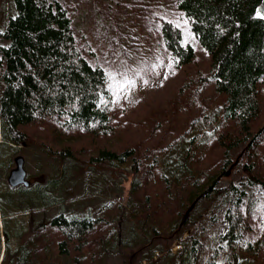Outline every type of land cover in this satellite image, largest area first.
Here are the masks:
<instances>
[{
    "label": "trees",
    "instance_id": "trees-1",
    "mask_svg": "<svg viewBox=\"0 0 264 264\" xmlns=\"http://www.w3.org/2000/svg\"><path fill=\"white\" fill-rule=\"evenodd\" d=\"M172 2L210 60L202 85L185 89L213 86L221 107L145 150L103 148L85 163L65 144L54 154L62 161L55 174L12 187L15 159L6 164L5 150L34 144L28 130L40 122L109 139L120 134L116 126L130 127L131 116L116 119L112 80L86 55L65 0H11L0 27V169L8 187L0 204L8 239L7 209L31 214L34 226L3 264H105L113 256L127 264H155L159 256L170 264H264V125L256 128L264 114L263 0ZM160 31L173 69L191 65L196 48L182 26L162 19ZM233 124L229 136L226 126ZM212 143L224 150L217 171L202 167ZM106 165L108 173L100 169ZM128 183L125 202L113 196H124ZM120 222L131 233L121 237ZM176 241L181 248L174 253Z\"/></svg>",
    "mask_w": 264,
    "mask_h": 264
},
{
    "label": "rangeland",
    "instance_id": "rangeland-1",
    "mask_svg": "<svg viewBox=\"0 0 264 264\" xmlns=\"http://www.w3.org/2000/svg\"><path fill=\"white\" fill-rule=\"evenodd\" d=\"M65 1L71 9L76 25H78V27L76 26L77 33L83 43L86 55L92 62L104 67L112 80L116 94V119L125 120V115L128 114L131 116L129 117L131 123L125 131L116 126V132L119 131L120 134L107 139L102 136L86 134L77 129L67 131L48 120L40 122L28 130L35 141L34 144L17 151L9 148L5 150L6 164H9L8 160L11 156L13 159L18 155L24 156L28 179L32 182L45 180L48 173L55 174L57 172L62 161L54 157V154L59 152L65 144L71 146L77 158L85 163L103 148L123 151L125 148L135 147L145 150L150 145L166 144L175 136L184 133L195 117L200 114L214 113L221 107L222 98L214 91L213 86L203 90V87L196 85L199 88L196 92L192 90L193 86L191 89H185V86L191 82L202 85L199 83V79L205 78L209 74L210 60L196 40L190 26L185 22L184 14L177 11L172 0ZM10 5L11 0H0V27L10 13ZM162 19H170L182 26L187 42L196 48V58L191 65L173 69L169 53L162 43L160 31ZM129 81L133 83L129 84ZM262 92L264 98V87ZM159 123H161L160 127H158ZM152 125L154 128L148 127ZM262 125H264V114L257 122L256 128L258 129ZM226 127L227 135L230 136L236 132L235 124ZM1 140L0 121V142ZM47 148L51 153L47 151ZM242 151V147L236 150L233 159H239L238 156L243 154ZM205 156H207V160H204L202 167L205 170L217 171L223 162L224 150L218 143H212L206 149ZM263 156L264 148H262ZM15 166L16 163L11 169ZM259 167L260 172L264 175V163H259ZM7 168L8 165L5 169ZM109 168L106 165L100 169L104 173H108ZM6 173L0 169V192L8 190L5 182ZM234 173V170H228L229 176L232 177ZM228 181L229 178H225L221 182L224 185ZM76 183L78 182L76 181ZM78 186L76 184L75 187ZM128 190L129 183L124 196L117 192H114L113 196L125 202L128 198ZM102 197L108 196L106 194V196H99L96 199H103ZM96 202L98 203V200ZM188 211L187 213H189ZM53 213L51 212L49 215ZM6 214L10 238L3 237L2 230L6 232L7 229L5 219L1 214L0 260L4 253V246L7 248L5 256L7 251L13 253L21 242L29 237L34 226L31 214L27 212L10 208L7 209ZM193 216L197 218L199 213H195ZM41 219L42 213H39L36 221H41ZM118 227L121 237L123 234L131 233L130 227L122 225V222ZM180 248L179 242L173 243L174 253ZM155 260V264H170L171 262L168 256H159ZM106 262L107 264H127L126 259L115 258V256L113 259L106 260L105 264ZM135 264L140 263L135 262ZM142 264L148 263L143 262Z\"/></svg>",
    "mask_w": 264,
    "mask_h": 264
},
{
    "label": "water",
    "instance_id": "water-1",
    "mask_svg": "<svg viewBox=\"0 0 264 264\" xmlns=\"http://www.w3.org/2000/svg\"><path fill=\"white\" fill-rule=\"evenodd\" d=\"M260 15L264 16V0L262 2V5L259 9ZM16 166L11 170L10 175L8 177L9 184L12 187H18L20 185H24L29 187L32 184V181L28 179V172L26 169V160L24 156L18 155L15 158ZM193 206L189 209L188 212L192 210Z\"/></svg>",
    "mask_w": 264,
    "mask_h": 264
},
{
    "label": "flooded vegetation",
    "instance_id": "flooded-vegetation-1",
    "mask_svg": "<svg viewBox=\"0 0 264 264\" xmlns=\"http://www.w3.org/2000/svg\"><path fill=\"white\" fill-rule=\"evenodd\" d=\"M8 208H10V207H8ZM2 210H3V207H2V205L0 204V215L2 214ZM2 233H3V237H5L6 236V232L4 231V230H2ZM5 234V235H4ZM7 250V248L4 246V253H3V256H2V258H1V260H0V264H3V262H4V260H5V258H6V256H5V251Z\"/></svg>",
    "mask_w": 264,
    "mask_h": 264
},
{
    "label": "snow or ice",
    "instance_id": "snow-or-ice-1",
    "mask_svg": "<svg viewBox=\"0 0 264 264\" xmlns=\"http://www.w3.org/2000/svg\"><path fill=\"white\" fill-rule=\"evenodd\" d=\"M260 13H258V15H259ZM131 83H133L132 81H129V84H131Z\"/></svg>",
    "mask_w": 264,
    "mask_h": 264
}]
</instances>
